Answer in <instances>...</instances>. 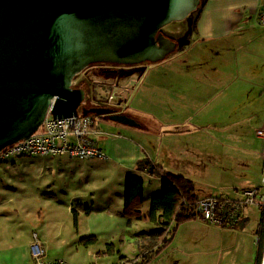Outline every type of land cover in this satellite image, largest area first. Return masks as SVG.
I'll list each match as a JSON object with an SVG mask.
<instances>
[{"label": "crops", "instance_id": "1", "mask_svg": "<svg viewBox=\"0 0 264 264\" xmlns=\"http://www.w3.org/2000/svg\"><path fill=\"white\" fill-rule=\"evenodd\" d=\"M263 5L264 0H205L195 23L191 43L184 52L183 67L161 68L151 74L153 80L161 76L170 89L181 87V103L176 106V111L168 108L162 113L155 108L146 109L145 112L158 121L183 124L185 127L194 125L196 130L200 129L205 124L204 117H197L202 111L203 102L207 97L210 102L215 101L217 87L222 85L221 78L233 71V54L247 50L249 56H254L264 49V25L259 23V12ZM252 82L247 87L259 94L263 88L262 82ZM257 100V96H251L249 106L252 109L249 112L253 115L258 107ZM125 105L124 108H129ZM119 109L124 112L123 108ZM220 119L210 123L216 126L223 121L221 116ZM100 120L99 133L94 140L108 154V158L104 159L106 163L96 164L93 159L48 156V162L40 167L39 172L46 182H51L52 189L45 191L43 198L29 197L31 202H40L36 208H27V212L23 213L19 209L20 206L26 207L24 202L19 205L13 197L0 199V264L33 263L34 234H37L50 260L63 259L70 264H113L122 260L141 262L147 259L150 262L173 246L179 247L182 255H186L187 233L201 229L222 233L226 229H234L209 225L198 218L189 220L177 226L171 242L156 255L160 244L152 231L159 226L148 218L129 222L123 214L125 179L128 175H134L144 180L143 212L146 216L152 197L161 192L162 178L152 174L151 166L140 169L138 163L148 159L164 172L192 179L179 173L181 171H177L179 169L169 162L179 159L185 162V169L188 167L196 171L207 165L204 162L206 151L196 140L201 138L200 133L196 132L192 137L182 134L186 137L184 142L174 138L177 137L174 133L146 140L140 136V130H132L121 123L119 126L109 118ZM240 122L245 120L237 118L229 131L215 133L209 163L214 164L215 171L225 178V184L230 182L236 187L235 197L239 196L241 189L260 186L264 174V140L256 134L258 129L264 127V122L254 123L256 129H252L249 135L238 128L233 129ZM94 179H99L96 182L98 185H95ZM113 182L118 189L117 195L106 191V187ZM194 183L197 193V184ZM100 184L103 186L99 187ZM97 191L100 195H96ZM148 192L152 193L149 198ZM206 194L198 196H217ZM147 199L149 202L146 206ZM21 213L22 223L17 221ZM246 217L251 220L249 210ZM246 226L237 228L244 230ZM181 260L171 264H185Z\"/></svg>", "mask_w": 264, "mask_h": 264}, {"label": "water", "instance_id": "2", "mask_svg": "<svg viewBox=\"0 0 264 264\" xmlns=\"http://www.w3.org/2000/svg\"><path fill=\"white\" fill-rule=\"evenodd\" d=\"M203 2L0 0V151L29 138L49 113L139 126L112 106L83 105L87 92L74 80L92 64L138 66L185 48ZM181 21L182 35L165 31Z\"/></svg>", "mask_w": 264, "mask_h": 264}, {"label": "rangeland", "instance_id": "3", "mask_svg": "<svg viewBox=\"0 0 264 264\" xmlns=\"http://www.w3.org/2000/svg\"><path fill=\"white\" fill-rule=\"evenodd\" d=\"M186 29V21L174 22L165 27L166 32L174 35L183 34ZM186 48L187 46L171 53L165 60L159 62L144 63L132 67L123 65L120 67L123 68V71H118L115 74L108 71L105 72V67L99 68L90 65L76 77L74 86L85 87L87 96L83 105H102L106 103L123 108V113L136 120L139 126H122H129L132 130L142 131L140 136L146 140L147 138H162L164 135L174 133L177 137H174V135L172 137L184 142L186 138L184 136L190 135L192 137L196 132L200 133L201 138L199 137L196 140L205 149L204 162L208 164H205L199 171L191 170V168L186 166L185 169V162H180L179 159L177 162L169 160V164L179 169L177 170L181 171L179 173L192 177L197 184V193L199 195L208 193L206 195L235 197L237 194L236 187L230 182L225 184V178H222L220 173L215 171L214 164H209L210 152L211 149L213 150L212 146L214 145L212 137L219 131H229V128L234 125L233 123L237 118L245 120V122H240L238 127L233 126V129L238 128L247 135L252 133V129H256L254 123L257 121L260 124L264 122V49L254 56H249L247 50H241L239 54L237 53L238 56L233 54L234 57L231 62L234 65L233 71L231 70L232 72L226 73L221 78L222 85L217 87L215 101L210 102L208 100L209 97H207L206 101L203 102L204 106H202L203 108L201 107L202 111L197 117L198 119L204 117L205 124H202V127L196 130L194 125L185 127L183 124H170L158 121L145 112L146 109L154 110L155 108H158L162 113L168 108L173 111L177 110L176 106L179 102L181 103L183 97L182 88L170 89L169 86L163 83L164 79L161 76L153 80L154 76L151 74L161 68L181 69ZM230 53L232 54V52ZM222 63L226 62L222 61ZM145 71L147 72L146 75L140 77ZM137 76L139 77L136 78ZM253 80L257 83L262 82L263 88L259 94L256 93L257 91H251L252 89L247 87L254 83L252 82ZM229 83L230 85H228ZM219 88L221 89L219 90ZM251 96H257L258 99V107L254 115L249 112L252 109L249 106L251 104ZM124 104L129 106V108H124ZM172 106H174V109H172ZM220 116L223 119L222 122L216 124V126L215 123H210L215 120H221ZM247 120L249 121L247 122ZM100 123H102L101 120L99 121ZM113 123L120 126V123L114 121ZM182 134L184 136H181ZM195 136L197 137V135ZM48 159V156L43 155L22 156L0 164V199L13 197L19 205L24 202L26 207L20 206L19 209L23 213L27 212V208H36L40 202L38 204L37 202H31L29 197L34 195L40 198L45 191L51 188V182H46L47 180L39 172L40 167L46 165ZM93 160V163L96 164L107 162L106 160ZM94 180L96 183L99 179ZM80 182L82 183L83 180ZM240 184L238 186L242 187ZM95 185H98V183ZM101 186L103 184H100L99 187ZM2 189L4 190L3 193L1 192ZM106 189L112 195H117L118 193L114 182L108 185ZM96 195H100L99 191L96 192ZM150 195L152 196V193L148 192L147 197L149 198ZM148 202L149 200L147 199L146 206ZM31 210L33 211L34 209L32 208ZM23 213H21L20 219L17 220L20 223L23 222ZM249 215L251 220L244 230L240 228L226 229V231L224 230L221 233L217 230L201 229L193 233L189 232L186 234L188 239L186 255H182V250L179 247L173 246L159 258L147 264H171L178 259H182V263L185 264H256L258 253L256 234L261 218V209L250 207Z\"/></svg>", "mask_w": 264, "mask_h": 264}, {"label": "built area", "instance_id": "4", "mask_svg": "<svg viewBox=\"0 0 264 264\" xmlns=\"http://www.w3.org/2000/svg\"><path fill=\"white\" fill-rule=\"evenodd\" d=\"M259 23L264 25V5L259 12ZM99 133V117L78 115L55 118L49 113L44 123L29 138L22 139L0 151V164L22 156H68L80 160L108 158L94 136ZM256 134L264 140V127ZM264 205V174L261 185L241 189L238 197L208 196L200 198L195 206L199 220L222 228H235L247 216L250 207ZM31 264H70L63 259L50 260L37 234H34ZM258 244L259 237L256 236ZM136 260H122L113 264H136Z\"/></svg>", "mask_w": 264, "mask_h": 264}, {"label": "trees", "instance_id": "5", "mask_svg": "<svg viewBox=\"0 0 264 264\" xmlns=\"http://www.w3.org/2000/svg\"><path fill=\"white\" fill-rule=\"evenodd\" d=\"M200 10L195 14L194 27ZM91 115L94 118H108V116ZM150 166L152 174L162 178L160 194L152 197L148 214L145 216L143 212L144 180L138 176L128 175L124 186L123 214L128 218L129 222L148 218L159 226L152 231V235L157 236V241L160 244L159 249L156 251V255H158L171 242L179 224L197 218L195 206L200 197L196 193L195 183L192 179L184 175L164 172L161 168L153 165L148 159L138 163L140 169ZM77 213L75 209V215ZM249 220L246 217L237 227H245L249 223ZM256 235L259 237L256 264H262L264 257V205L261 208V218ZM148 262L147 259H143L141 262L137 261L136 264Z\"/></svg>", "mask_w": 264, "mask_h": 264}, {"label": "flooded vegetation", "instance_id": "6", "mask_svg": "<svg viewBox=\"0 0 264 264\" xmlns=\"http://www.w3.org/2000/svg\"><path fill=\"white\" fill-rule=\"evenodd\" d=\"M168 34H171L170 32H167ZM184 33V32H183ZM172 35H174L173 33H172ZM182 35V34H181ZM176 37H178V36H180V35H175ZM92 65H94V66H97V67H99V68H101V67H105L104 69V71L106 72V71H108L109 73L111 72V73H113V74H115L116 72H118V71H123L122 69L123 68H120L121 66H123V65H118V64H110V63H97V64H92ZM90 106H94V105H90ZM90 106H88V107H90ZM99 106H111V105H109V104H102V105H99ZM112 107H114V108H116V109H118V111L119 112H121L120 111V109L117 107V106H112Z\"/></svg>", "mask_w": 264, "mask_h": 264}, {"label": "bare ground", "instance_id": "7", "mask_svg": "<svg viewBox=\"0 0 264 264\" xmlns=\"http://www.w3.org/2000/svg\"><path fill=\"white\" fill-rule=\"evenodd\" d=\"M262 264H264V259H263V263Z\"/></svg>", "mask_w": 264, "mask_h": 264}]
</instances>
